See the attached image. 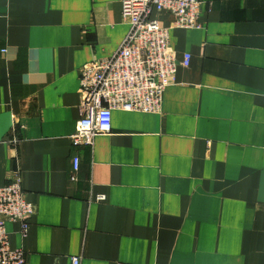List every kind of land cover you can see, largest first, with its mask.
I'll return each instance as SVG.
<instances>
[{
	"label": "crops",
	"instance_id": "crops-1",
	"mask_svg": "<svg viewBox=\"0 0 264 264\" xmlns=\"http://www.w3.org/2000/svg\"><path fill=\"white\" fill-rule=\"evenodd\" d=\"M202 2L199 28L170 29L189 62L160 112L114 110L73 145L80 71L124 38L121 0H0V186L20 171L34 206L5 225L26 264H264V0Z\"/></svg>",
	"mask_w": 264,
	"mask_h": 264
},
{
	"label": "built area",
	"instance_id": "built-area-1",
	"mask_svg": "<svg viewBox=\"0 0 264 264\" xmlns=\"http://www.w3.org/2000/svg\"><path fill=\"white\" fill-rule=\"evenodd\" d=\"M202 0H121V15L128 30L108 57L85 64L79 75L80 117L73 145H91L97 135L111 131L112 111L159 113L166 86L178 65L186 66L189 55L178 61L170 46V29L199 28ZM154 12L172 16L164 26ZM78 157L72 158L78 169ZM25 198L20 171L0 186V264H26L24 251L9 243L6 222H19L25 229L34 214ZM72 262L78 264V258ZM126 264V263H119Z\"/></svg>",
	"mask_w": 264,
	"mask_h": 264
}]
</instances>
